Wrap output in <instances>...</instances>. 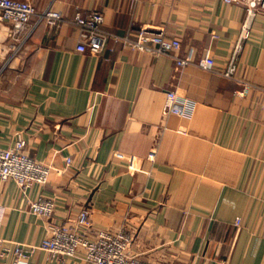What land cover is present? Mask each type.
<instances>
[{"label": "crops", "instance_id": "1", "mask_svg": "<svg viewBox=\"0 0 264 264\" xmlns=\"http://www.w3.org/2000/svg\"><path fill=\"white\" fill-rule=\"evenodd\" d=\"M21 1L63 22L32 20L8 62L1 44L0 147L22 138L51 174L27 189L0 181V264H88L82 250L61 258L41 248L50 221L75 226L84 207L89 236L126 229L142 260L264 264V17L223 0ZM78 11L102 13L100 52L76 50ZM141 28L179 40V50L154 55L122 41ZM208 55L213 69L203 70ZM232 59L251 85L244 96L221 75ZM177 89L185 115L163 114ZM39 196L54 201L51 218L30 213Z\"/></svg>", "mask_w": 264, "mask_h": 264}, {"label": "built area", "instance_id": "2", "mask_svg": "<svg viewBox=\"0 0 264 264\" xmlns=\"http://www.w3.org/2000/svg\"><path fill=\"white\" fill-rule=\"evenodd\" d=\"M225 4L241 5L248 19L258 16L264 17V0H223ZM46 22L50 26H57L63 22L60 12L47 7L38 11L34 4L21 0H0V26L6 25V35L0 34V46L7 42L6 56L8 62L16 56L27 41L31 30H27L29 23ZM72 23L79 28L80 41L77 44L78 52H100L107 40V34L101 29L103 15L98 11L83 13L78 11ZM246 26H243V30ZM122 41L134 49L149 54H171L179 50L181 44L177 39H169L163 31H151L141 28L136 40L123 37ZM174 62L179 67L191 64L187 57L172 55ZM198 66L203 70H212L214 61L211 56H205L198 61ZM235 59H232L221 75L233 81L238 89L236 95L244 96L251 85L237 77ZM187 99L184 89L168 91L163 106V114L183 117L185 107L179 101ZM66 164L71 160L67 158ZM51 169L49 166L30 157L26 151V142L18 138L9 148L0 147V181L14 180L22 188L33 185L44 186L49 182ZM55 209L54 201L39 196L32 201L29 211L35 216L51 218ZM90 209L82 208L77 216L75 226L66 223L50 221L47 227V236L41 243V248L55 257H73L78 251H83V258L88 264H155L142 260L138 254L132 252L133 236L126 229L110 230L99 229L92 236L88 235ZM237 224L240 220L237 219ZM18 256L25 254L21 246L14 248Z\"/></svg>", "mask_w": 264, "mask_h": 264}]
</instances>
